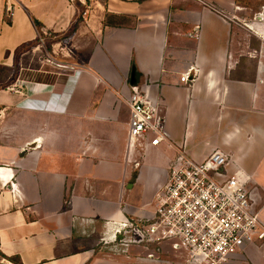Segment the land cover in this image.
<instances>
[{"label": "crops", "instance_id": "crops-1", "mask_svg": "<svg viewBox=\"0 0 264 264\" xmlns=\"http://www.w3.org/2000/svg\"><path fill=\"white\" fill-rule=\"evenodd\" d=\"M17 1L9 18L0 0V68L38 38L34 21L47 34L76 21L73 0ZM106 3L85 65L56 80L34 69L0 77V250L21 264H153L151 251L122 252L113 227L154 215L182 147L198 162L230 155L259 188L264 221V0ZM134 70L163 108L170 141L147 139L130 153ZM238 258L232 264H264V246Z\"/></svg>", "mask_w": 264, "mask_h": 264}, {"label": "built area", "instance_id": "built-area-1", "mask_svg": "<svg viewBox=\"0 0 264 264\" xmlns=\"http://www.w3.org/2000/svg\"><path fill=\"white\" fill-rule=\"evenodd\" d=\"M19 4L6 0L9 18ZM189 37H197V30ZM191 76L190 70L181 82L190 85ZM126 103L130 153L137 146L144 149L147 139L153 146L170 141L163 108L148 91L133 86ZM261 202L259 188L250 176L232 167L230 155L216 150L198 162L182 147L170 164L166 183L158 189L154 215L115 223L112 242L122 252L130 247L151 251L147 255L151 263L158 262L157 253L168 246L182 264H228L247 247L264 246Z\"/></svg>", "mask_w": 264, "mask_h": 264}, {"label": "rangeland", "instance_id": "rangeland-1", "mask_svg": "<svg viewBox=\"0 0 264 264\" xmlns=\"http://www.w3.org/2000/svg\"><path fill=\"white\" fill-rule=\"evenodd\" d=\"M73 2L79 5L73 27L62 34H44L39 31V35L43 37V42L38 35V38L33 41V45L22 51L15 59L13 68H0V77L4 81L13 82L18 78H29L33 72L25 69L42 70L43 72H35L40 74L39 77H36L37 79L42 77L46 80L47 77L51 76L53 80H56L73 71V69L85 65L93 46L100 40V35L97 36L99 30L96 29V26L101 21L99 15L103 12V8L99 4H105L108 0H73ZM255 10L259 12L262 9ZM103 248L104 244L100 243L99 249L103 250ZM156 258H158V262L153 264L183 263L182 258L172 252L168 246L159 251ZM235 259L239 258H233L228 264H232Z\"/></svg>", "mask_w": 264, "mask_h": 264}, {"label": "trees", "instance_id": "trees-1", "mask_svg": "<svg viewBox=\"0 0 264 264\" xmlns=\"http://www.w3.org/2000/svg\"><path fill=\"white\" fill-rule=\"evenodd\" d=\"M123 1H126V0H123ZM146 0H137V2H144ZM77 7L79 6L78 4H75ZM35 22V25L37 26V29L39 31H41V28H42V24L39 23L38 21H34ZM33 42H30V43H26L22 46H20L16 51H15V59L18 58L19 54L22 52V51H25L26 49H28L32 44ZM1 257H3L4 259H7V260H10L11 262L15 263V264H21L19 261H16V259L14 258H8L6 257L0 250V260H1ZM1 264V263H0Z\"/></svg>", "mask_w": 264, "mask_h": 264}, {"label": "water", "instance_id": "water-1", "mask_svg": "<svg viewBox=\"0 0 264 264\" xmlns=\"http://www.w3.org/2000/svg\"><path fill=\"white\" fill-rule=\"evenodd\" d=\"M135 70L133 71V74H132V80H131V83H132V85L133 86H135L136 85V77H135Z\"/></svg>", "mask_w": 264, "mask_h": 264}]
</instances>
